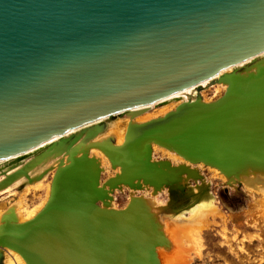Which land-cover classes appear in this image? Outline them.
<instances>
[{"label": "water", "instance_id": "obj_1", "mask_svg": "<svg viewBox=\"0 0 264 264\" xmlns=\"http://www.w3.org/2000/svg\"><path fill=\"white\" fill-rule=\"evenodd\" d=\"M263 53L264 0H0V161L55 138L42 153L70 156L34 218L4 216L0 264L5 249L27 264H161L168 239L141 200L101 203L120 185H170L177 166L153 160L152 143L228 177L264 171ZM216 79L228 86L217 100L200 93L102 145L121 168L104 184L85 145L106 125L65 137Z\"/></svg>", "mask_w": 264, "mask_h": 264}, {"label": "rangeland", "instance_id": "obj_2", "mask_svg": "<svg viewBox=\"0 0 264 264\" xmlns=\"http://www.w3.org/2000/svg\"><path fill=\"white\" fill-rule=\"evenodd\" d=\"M214 85L215 83L210 84L200 92L205 102H213L223 96L225 89L214 87ZM161 107L158 105L148 111L149 113L144 110L143 113L151 115L150 119L146 114L144 119H142L143 117L138 118L139 115H144L142 112L135 114L127 112L120 114L117 118L110 119L108 121L110 124L101 122L100 124L106 125L103 133H108L114 127L111 126L112 123H116L112 130L116 131L117 128L119 131H123L128 127L127 121L132 118H138L139 123L147 122L166 115L175 110L177 106L159 110ZM141 109L138 108L135 111ZM48 146L29 155L28 159L41 154ZM159 147L153 152L155 160L170 161L173 166L180 165V159L174 158L170 152L165 150L166 147ZM8 163H1L0 168ZM192 165L195 169L198 167L194 166L196 164L192 163ZM203 165L199 166V171L194 177H187L182 183L181 180L178 181L172 191L166 187L161 189L157 196L158 206L163 210L161 216L159 215L162 221L164 218L175 219L171 216L175 215L174 217L179 218L182 223L188 222L189 224L186 225L193 226L185 229V232L180 231L181 228L175 230L176 236L174 237L176 238H172V242L174 245L176 244L172 251H175L173 264H264V184L254 183L251 187H247L242 181L229 184L219 169ZM105 168L101 173V184L117 174L111 165L105 166ZM53 176L54 174L48 175L39 187L31 188L28 192L23 185L19 188L14 187L1 191L0 212L19 201L22 202L25 211L41 209L48 198ZM150 188L147 189L148 191L138 190L135 196L151 197V191H154L155 188L152 186ZM131 196L129 186L116 189L113 192L115 209L125 208L130 203ZM163 223L165 224L164 221ZM164 228L166 229V224ZM190 238H195L201 246L196 248L197 246L190 242ZM168 243L165 247L171 246L169 239ZM9 258L13 259V256L9 255Z\"/></svg>", "mask_w": 264, "mask_h": 264}, {"label": "bare ground", "instance_id": "obj_3", "mask_svg": "<svg viewBox=\"0 0 264 264\" xmlns=\"http://www.w3.org/2000/svg\"><path fill=\"white\" fill-rule=\"evenodd\" d=\"M260 57H264V53L261 54L260 56H258L257 58H260ZM257 58L250 59L244 63L237 65L236 67H231V68H228L226 70H223L221 72V74H224L226 72H230V71L234 70V68L248 67L249 65L253 64L254 60H256ZM217 81L218 80L216 79L214 81L205 82L199 87L188 89L184 92L170 96V97H168V98H166L160 102L146 106L145 108L142 107V109L140 111H135V110H137V109H135L131 113H133V114L138 113V112L143 113L144 110H145V112H148V111H151L152 108L154 109L158 105L162 106L159 110H164V109H167V108L172 107V106L176 107V106H178L184 102H187V101L196 100L199 97L200 92H202V90L205 87L209 86L210 84L212 85L213 83H215L214 87L215 86L222 87L226 91L228 86L225 83L217 82ZM143 114L144 115H141V116L139 115L138 118L143 117L142 119H144V117H146L147 113H143ZM119 115L120 114H118L112 118H117ZM147 116H148V119H150L149 116H151V115H147ZM129 117H130V115H129ZM112 118L100 120V121H97L95 123L89 124L80 130L73 131V132L67 134L65 137L75 136L76 134H79V133L84 134V133L91 132V130L95 126L100 125L101 122L106 123ZM138 118L137 119L132 118V120L130 119V121L128 119L127 120L129 121V123L130 122H140ZM148 119H145V120H148ZM128 121H127V125L129 124ZM115 125H116V123L111 124V126H114V127H115ZM112 129L109 130L108 133H103L100 131L101 133L99 132L96 136H94L95 138L94 137L91 138L89 140V142L85 145V148H88V150H89V154L91 156H95L97 159H99L102 172H104V170L106 169L105 166H110V165L112 166L110 159L105 154V152L101 149L102 145L107 144V145L121 146L125 141L127 127L123 131H119L117 128L115 129L116 131H114ZM85 137H86V134L78 141V144L81 143ZM58 140H59V138H55L53 140L45 142L42 145H40L39 147L33 149L32 151L25 153L24 155H22L20 157H15V158H11L8 160L0 161V164H1V163H6V162L8 163V162L14 160L13 162H10V163H8V164H6L0 168V192L4 191V190L5 191L10 190L14 187L19 188L22 185L24 186V188H26V191L28 192L31 190V188L39 187L41 185V183L43 182V180L46 179L48 175H50V174L55 175V172L61 166L68 164L69 160H70V156H69L68 152H66V149H65V148H67V146L61 150H57V151L54 150V151H51L48 153L44 152V153H41V154L31 158V159H28L29 155H31V154L33 155L39 149H41L45 146H48L50 144H53L54 142H57ZM159 146H161V145H158L157 143H152L153 152L155 149L160 148ZM165 150L170 152V154L174 158H178L181 161H180V165L177 166L178 170L176 171V173L174 172V174L172 176L173 179L170 176V178L168 180L170 185L164 186L162 188V190L165 189V187H166V188H170V191H172L173 188H175L177 186L178 181L181 180V183H182L187 177L188 178L194 177L196 175V173L199 171V166L200 167L204 166L203 165L204 163H193V164H196L194 166H198L195 169V167H193V165H192V162L187 161L185 158H183L182 156H180L179 154H177L176 152H174L171 149L165 148ZM167 151H164V152H167ZM153 160H155L154 157H153ZM170 163L172 164V162H170ZM183 165L186 166L189 170L181 171L180 168ZM112 168H114V170L117 172V174H119L121 172L120 166H116V167L112 166ZM19 170H24L25 173L17 174V172ZM221 174L225 177V180L229 184H233L237 181L238 182L242 181L247 187H251L254 183L257 185L264 184V171H262L261 169L243 170V171H240L237 176H233V177H228L224 173H221ZM111 178H113V177H111ZM102 184H104V183H102ZM124 186L125 185H120L116 189H123ZM147 189H151V188L149 185H146V184L142 185V189L131 188V194H132L131 200L134 198H137L135 195H136V192H138V190L148 191ZM152 191H151V193H152L151 197H147L144 195V196H141L138 198L141 200L142 204L145 207H147V209L149 210L151 215L156 219V221L159 224V227H161L160 229H162V231L164 232L166 237L169 239V242L171 243L170 247L160 246L157 248V253H158L160 260L162 259L161 261H163V264H173L175 261V258L173 257V253L175 251L174 252H172V251H173V248L175 247L176 244L174 245V243L172 242V238H176V237H174V236H176L175 230L177 228H181L180 231L181 230L184 231L185 229H189L193 226L192 225H186L189 223L188 222L182 223L179 218L174 217L175 215H171L175 219H172V218H170V220L165 219V218L163 219V221L166 224V229H165L164 228L165 224L159 218V215L161 216V214L163 213V210L158 206V201H157V196L160 193V190H158V191L154 190L153 192ZM50 193H51V186H50V192H49L48 198L44 202L41 209H39V208L36 210H28L27 209L25 211L24 206H22V202L19 201V202L14 203L13 205H11L8 209H6L4 211L1 210L2 212H0V226L3 223L4 216L6 214H9V213H12L14 215V217H16L19 222H25V221H28V220L34 218L44 208L45 204L47 203V201L49 199ZM110 196H111V199L108 200V202H107L108 205L101 203V206H104L105 208H115L113 193H111ZM195 223H197V222H195ZM181 224H183V226H181ZM180 231H179V234H180ZM190 239H191L190 242H192L194 245L197 246L196 248H199V246H201L200 242L196 241L195 238L194 239L190 238ZM177 247H178V245H177ZM9 255H12L14 260L12 258L10 259ZM4 264H27V262L22 257V255L19 254L17 251L12 250V249H5Z\"/></svg>", "mask_w": 264, "mask_h": 264}]
</instances>
